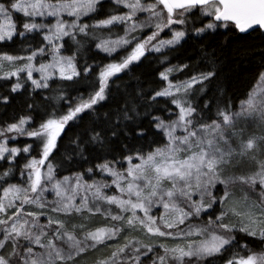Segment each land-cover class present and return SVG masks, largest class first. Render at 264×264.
<instances>
[{"label": "snow or ice", "instance_id": "snow-or-ice-1", "mask_svg": "<svg viewBox=\"0 0 264 264\" xmlns=\"http://www.w3.org/2000/svg\"><path fill=\"white\" fill-rule=\"evenodd\" d=\"M104 3L0 2V44L14 43L18 37L23 45L37 34L43 41L35 49L30 44L22 46L19 51L26 54L0 51V79L16 77L11 87L16 93L23 87L20 75L26 73L33 91L56 93L44 98L55 103L45 107L38 126L31 127L33 116H20L0 126V264H215L218 259L223 264H264V247L256 251L249 245L250 241L264 245V45L259 48L255 83L238 110L231 103L223 107L218 103L212 118L203 114L210 112L211 100L200 108L191 99L197 89L205 93L216 79L212 59L211 70L184 80L171 77L189 65L165 68L159 74L165 87L154 91L146 105L141 103L142 90L127 96L122 105L104 113V126L99 130L100 118L95 115V106L108 98L113 77L152 53L164 57L161 64L168 62L165 50L181 45L190 23L196 36L223 28L233 36L255 32L264 37V0H111L113 7L97 18ZM14 14H22V29L18 30ZM85 19L92 22L85 23ZM197 22L202 26L194 27ZM117 28L123 29V35L113 31ZM166 30L170 38L160 39ZM145 31L150 34L144 36ZM68 40L76 51L64 56L61 53ZM92 42L109 56L131 51L118 62L104 65L94 82L98 87L87 99L81 95L75 103L68 102L65 111L62 102L68 97L62 88L53 90L51 85L57 74L60 82H75L80 77L76 58ZM46 53L51 59L37 66V58ZM93 70L89 65L83 72L87 76ZM158 98L171 101L178 111H168L175 119L152 115L149 108ZM8 102V96L0 97V103ZM85 116L93 118L84 129L88 134L84 143L115 155L86 172L58 179L57 165L50 162L59 149L58 141ZM148 117L156 134L162 133V144L151 140L147 152L124 141L121 147L115 146L113 142L122 137L125 141L143 139L147 133L139 121ZM19 137L32 143L10 147ZM80 140L78 134L73 141L77 148ZM37 146L39 158L33 156L19 168V183H8L16 176L21 154L31 156ZM78 154L82 156L83 149ZM97 172L101 179L88 182L86 175ZM237 186L243 192L240 198L236 197ZM113 187L115 193L108 195Z\"/></svg>", "mask_w": 264, "mask_h": 264}, {"label": "trees", "instance_id": "trees-1", "mask_svg": "<svg viewBox=\"0 0 264 264\" xmlns=\"http://www.w3.org/2000/svg\"><path fill=\"white\" fill-rule=\"evenodd\" d=\"M0 2H4V0H0ZM111 7H113L111 1L105 0L101 9V14L97 18H103L104 14L107 13ZM13 19L18 26V30L22 29V25L25 22L22 14H14ZM37 22H39V20ZM83 22L91 23L92 21L85 19ZM204 22L206 23L207 21ZM201 26L199 22L194 25V27ZM188 27V35L181 42V45L177 46L174 50H165L164 55L167 56L168 62L161 64L160 61L164 57L160 54L152 53L147 56V59H143L142 62L131 65L129 69L118 73L112 78L109 86L108 98L95 106V115L100 118L97 121L99 126L97 130L104 126V113L114 109L117 105H122L127 96L142 90L144 97L141 103L146 105L148 97H150L154 91H158L165 86V83L160 80L159 76L160 72L164 71L165 68L173 65H189L183 73H173L171 77L173 81L184 80L198 72L211 70L212 65L210 61L212 59H215V69L217 71L216 79L206 86L205 93L201 94L199 89H197L196 95L191 99L195 103H198L200 108H203L205 101L211 100L212 108L210 112L206 111L203 114L205 116L211 115L212 118H215L218 103L221 107H223L225 103H231L234 105V110L238 109L240 101L246 98L248 91L255 83V76L260 70L258 68L260 62L259 48L264 45V37L255 32L250 34L239 33L233 36L230 31L225 29H219L215 33L196 36L191 31L193 25L190 23ZM113 31L123 35L122 28L113 29ZM148 34L149 33L146 31L143 33L144 36ZM165 37H167L166 32L161 34L160 39ZM42 43V38L38 34L30 35L28 40L24 41L23 45H21L20 39L17 37L14 43L9 42L7 44H0V51H7L10 54H26L19 51L22 46H28L30 44L32 48L35 49L40 47ZM249 49L252 51L245 54L246 50ZM74 51H76V47L68 40L61 54L70 56ZM130 51L131 48L127 51H120L119 55L113 53L112 56H109L107 53L96 49L94 42L85 44V46L80 49L79 55L76 58L78 70L81 73L80 77L75 82H60L57 77L56 82L51 85L53 90L58 87L62 88L63 94L68 97V100L62 102L65 105L64 110H67L68 102L75 103V98L81 95L87 99L89 94L98 87V83L94 84V82L96 81L100 69L108 63L118 62L121 57L126 56ZM212 52H215L214 58L211 56ZM50 58L51 57L46 53L42 59L37 58L35 63L36 65L47 63ZM89 65H92L94 70L90 75L85 76L83 69ZM20 81L23 87L18 92L12 93L11 87L12 84L17 82L16 78H10L9 80L0 79V97H9V102L6 105L0 103V126L5 123L15 122L20 116H33L35 118V123L32 124L31 127H36L43 116L45 107L48 104L55 103V101L46 102L44 99L45 97L55 95L56 93L54 91L47 89H36L33 91L31 82L27 81V76L25 74L20 75ZM29 105H33V109H29ZM168 109H171V112H177L170 100L158 98L156 104L152 105L149 111H151L152 115L160 116L166 121L173 120L175 115H172ZM51 110V107H47V111L50 112ZM144 111L145 107L142 106L140 112L143 113ZM92 118V116H85L82 121L73 125L63 133V138L58 141L59 149L55 152V155L50 161L54 165H57L58 178L72 175L74 172H86L88 168H95L96 164L103 163L105 159H113L115 153H106L105 150L98 146L84 143L88 136V134L84 133V129ZM149 119H151V117L147 119L141 118L139 121L141 127H143L147 133L143 139L125 141L122 137L121 140L113 142L115 146L117 148L121 147L122 141H124L129 143L133 149L143 148V151L147 152L150 150L149 142L151 140L156 139L158 143L162 144L164 142L162 133L159 135L156 134L155 128L148 124ZM78 134L81 136V140L79 141L80 148H77L76 143H73V141H76ZM30 143H32L31 139L19 137L16 143L10 144L9 146L23 148L26 144ZM151 146L155 147L157 145L152 144ZM81 149H83L82 156L78 154ZM39 152L40 149L37 146L32 151L31 156H26L22 153L18 158L16 176L14 179H10L8 183H19V168L22 167L30 157H39ZM128 154L130 153H124V155ZM68 157H72V160L69 161L67 159ZM3 167H7V164H4ZM124 167H126V163ZM2 170L3 169L0 168V171ZM85 178L88 181H92L93 179L100 180L101 175L97 172L95 176L86 175ZM203 219L206 221L208 217L205 216ZM195 222L198 221H194V223ZM249 245L256 251L264 247V245H261L257 241H250ZM215 264H223V260L218 259L215 261Z\"/></svg>", "mask_w": 264, "mask_h": 264}, {"label": "rangeland", "instance_id": "rangeland-1", "mask_svg": "<svg viewBox=\"0 0 264 264\" xmlns=\"http://www.w3.org/2000/svg\"><path fill=\"white\" fill-rule=\"evenodd\" d=\"M111 1V0H110ZM141 19H143V17H141ZM223 29V28H222ZM146 32H148V31H146ZM166 32V34H167V37H165V38H161V39H168V38H170V36H171V32H169V31H165ZM149 33V32H148ZM150 34V33H149ZM148 34V35H149ZM51 59V58H50ZM38 66V65H37ZM7 70V69H6ZM22 74H25L26 75V73H22ZM33 76H34V78H39V74L38 73H34L33 74ZM57 77H58V74H57ZM12 78H16V77H12ZM165 87V86H164ZM238 108H239V105H238ZM238 110V109H237ZM178 111V110H177ZM176 118V116L174 117V119ZM32 157H30L29 159H31ZM36 158H39L38 156L36 157ZM27 162V161H26ZM126 167H127V164H126ZM125 167V168H126ZM247 166L245 165V168H246ZM58 178V177H57ZM62 178V177H61ZM59 179V178H58ZM88 182H91V181H88ZM106 182H108V183H110L111 182V178H108L107 179V181ZM235 192H236V197L237 198H240V197H242V195H243V192L241 191V189H240V187L239 186H237L236 187V189H235ZM115 193V188L113 187L111 190H109L108 192H107V194L108 195H112V194H114ZM221 194H222V192H221ZM52 197L51 196H49L48 197V199H51ZM154 214L155 215H159V213L158 212H154ZM97 220H101L102 218L101 217H97L96 218ZM42 223H44V222H46V221H44V220H42L41 221ZM74 222H77V221H74ZM125 235H129L128 233H126ZM137 236H140V234H136ZM140 238H143L142 236H140ZM123 241V237H121V242ZM162 242H165V243H169V244H171V243H173L172 241H162ZM145 264H149V262L148 261H146L145 262Z\"/></svg>", "mask_w": 264, "mask_h": 264}]
</instances>
